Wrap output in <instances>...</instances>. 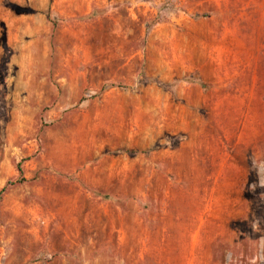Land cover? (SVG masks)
Segmentation results:
<instances>
[{
	"label": "rangeland",
	"instance_id": "obj_1",
	"mask_svg": "<svg viewBox=\"0 0 264 264\" xmlns=\"http://www.w3.org/2000/svg\"><path fill=\"white\" fill-rule=\"evenodd\" d=\"M4 188L0 264H264V0H0Z\"/></svg>",
	"mask_w": 264,
	"mask_h": 264
},
{
	"label": "trees",
	"instance_id": "obj_2",
	"mask_svg": "<svg viewBox=\"0 0 264 264\" xmlns=\"http://www.w3.org/2000/svg\"><path fill=\"white\" fill-rule=\"evenodd\" d=\"M7 189L6 188H4L1 192H0V200H1V196L3 195V193H5V191H6ZM217 251H218V253H221L222 254V258H221V260H222V262L225 260V258H226V252H227V247L225 246V245H222V244H218L217 245Z\"/></svg>",
	"mask_w": 264,
	"mask_h": 264
}]
</instances>
